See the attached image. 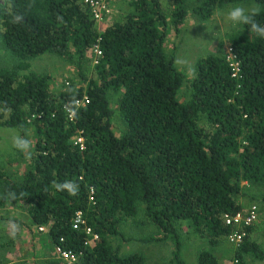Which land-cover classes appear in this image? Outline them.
Wrapping results in <instances>:
<instances>
[{
	"label": "trees",
	"instance_id": "obj_1",
	"mask_svg": "<svg viewBox=\"0 0 264 264\" xmlns=\"http://www.w3.org/2000/svg\"><path fill=\"white\" fill-rule=\"evenodd\" d=\"M102 1L109 9L114 3ZM130 1L133 9L104 29L88 0L0 4V46L16 60L0 64V127L16 128L33 147L19 179L0 167V210L22 204L32 223L49 228L50 256L32 264H68L52 255L58 246L77 254L73 264H146L141 252L121 254L110 241H130L123 223L141 212L158 228L143 240H173L176 264H187L184 222L212 247L228 239L237 245L236 264L264 261V248L252 239L256 221L227 223L252 206L260 216L257 204L246 208L240 199L247 195L242 182L264 184V36L257 31L264 29V0ZM194 1L193 12L205 20L228 4H256L222 45L232 48L238 69L216 54L199 60L189 80L177 67L167 37L170 30L180 35ZM48 53L69 61L80 80L67 78L58 89L52 74L33 70L31 61ZM186 83L189 97L180 101ZM113 92L126 124L121 135ZM79 211L98 240L89 243L73 228ZM236 231L240 243L230 239ZM198 264H219L218 256L202 249Z\"/></svg>",
	"mask_w": 264,
	"mask_h": 264
},
{
	"label": "rangeland",
	"instance_id": "obj_2",
	"mask_svg": "<svg viewBox=\"0 0 264 264\" xmlns=\"http://www.w3.org/2000/svg\"><path fill=\"white\" fill-rule=\"evenodd\" d=\"M3 2L4 0H0V4ZM197 4V1L191 3L190 16L182 26L180 35L176 36L170 30L165 45L168 52L175 53L176 65L188 80L196 76L198 61L207 55H225L233 61L230 47L222 45L230 34L242 30V22H233L230 19V13L240 9L245 18L257 8L256 4L251 2L228 4L217 9L212 17L205 20L193 12V6ZM110 8L111 11L107 13L104 21L98 23L100 29L129 13L133 6L130 0H114V3H110ZM96 59L95 57L92 63H97ZM15 63L16 60L9 51L0 46V64L10 66ZM31 64L36 72L52 74L58 89L67 83V78L73 77L77 81L80 80L73 65L54 54L42 55L32 60ZM79 85L86 87L87 84L81 82ZM186 85L187 83L178 94L180 101H185L189 97L190 89ZM118 97L119 94L113 92L110 99L115 110L114 131L117 135H121L126 130V124L118 111ZM31 134L30 138H32ZM75 140L78 141L79 138L76 137ZM32 154L31 140L23 144L19 130L0 127V167H6L15 178L19 179L29 167ZM242 185L247 195L241 197V202L246 204V208L254 203L259 206L260 216L255 222L252 239L264 248V202L262 201L264 184L258 185L244 181ZM122 232L131 240L124 242L119 238L110 237L112 245L119 248L121 254L141 252L145 256L146 264H176L174 262L176 243L173 240L166 242L143 240L156 236L158 233V228L146 219L143 212L125 221ZM179 232L183 243L181 256L187 264H198V253L202 249L214 251L218 256L219 264L237 263L232 250L237 245L231 244L229 239L217 247H212L209 240L197 234L187 222L180 225ZM52 242L49 238V228L47 227L44 231L39 230L36 224L32 223L29 211L22 204L9 205L0 210V264H25V262L32 264L41 261L50 256L46 247L47 244H53ZM52 255H58L57 250L52 252ZM247 262L248 264H264V261L252 259V257H247Z\"/></svg>",
	"mask_w": 264,
	"mask_h": 264
},
{
	"label": "built area",
	"instance_id": "obj_3",
	"mask_svg": "<svg viewBox=\"0 0 264 264\" xmlns=\"http://www.w3.org/2000/svg\"><path fill=\"white\" fill-rule=\"evenodd\" d=\"M88 1L90 2L91 6L93 8L95 18L97 20H102L103 16H104V12L109 11V7L106 4V2L102 1V0H88ZM230 49L232 52V48H230ZM95 50L98 54L102 53L98 47H96ZM233 57H234V55H233ZM229 60H231V59H229ZM232 63L238 69V62L234 61V58H233ZM86 102L87 101H81V102H78V104L85 105ZM72 114H73V112H71V116H72ZM83 141H84V139L79 137L78 142L83 143ZM258 215L259 214L257 211V206H252L245 213L240 212V213L236 214L235 216L229 217L227 220V223L228 224H237L238 227H241L244 225H250V224H253L255 221L258 220ZM73 228L87 234L89 236V240H88L89 243H92L94 240L99 239V235L93 231L92 227H90L86 224V221H85L81 211H79L76 214V217L73 219ZM45 229H46V227H40L39 228V230H41V231H44ZM242 238H243V233L240 231H236L230 235V239L232 241H234L235 243H240L242 241ZM57 253H58V256L60 258H62L63 260H65L68 264H73L74 262H76V260L78 258L76 253H73V252L67 251V250H63L60 246L57 247Z\"/></svg>",
	"mask_w": 264,
	"mask_h": 264
},
{
	"label": "clouds",
	"instance_id": "obj_4",
	"mask_svg": "<svg viewBox=\"0 0 264 264\" xmlns=\"http://www.w3.org/2000/svg\"><path fill=\"white\" fill-rule=\"evenodd\" d=\"M105 16V14H104ZM103 16V18H104ZM230 19L233 22H243L246 18L242 16L241 10L240 9H235L230 13ZM22 20V17L17 15L14 17L15 22H19ZM100 21V20H99ZM259 35L264 36V29H257ZM95 54H98L97 52ZM99 55V54H98Z\"/></svg>",
	"mask_w": 264,
	"mask_h": 264
},
{
	"label": "crops",
	"instance_id": "obj_5",
	"mask_svg": "<svg viewBox=\"0 0 264 264\" xmlns=\"http://www.w3.org/2000/svg\"><path fill=\"white\" fill-rule=\"evenodd\" d=\"M109 11H111V9H109ZM105 18H106V17H104L102 20L98 21V23H102V22L104 21ZM104 28H105V27H104ZM104 28H102V29H104Z\"/></svg>",
	"mask_w": 264,
	"mask_h": 264
}]
</instances>
